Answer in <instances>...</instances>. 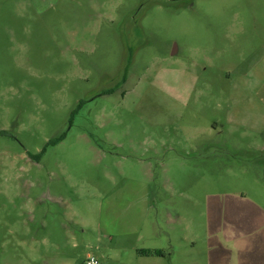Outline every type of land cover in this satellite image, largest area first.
<instances>
[{"label": "rangeland", "instance_id": "rangeland-1", "mask_svg": "<svg viewBox=\"0 0 264 264\" xmlns=\"http://www.w3.org/2000/svg\"><path fill=\"white\" fill-rule=\"evenodd\" d=\"M89 256L264 264V0H0V264Z\"/></svg>", "mask_w": 264, "mask_h": 264}, {"label": "built area", "instance_id": "built-area-1", "mask_svg": "<svg viewBox=\"0 0 264 264\" xmlns=\"http://www.w3.org/2000/svg\"><path fill=\"white\" fill-rule=\"evenodd\" d=\"M85 264H98L97 259L92 256L87 257Z\"/></svg>", "mask_w": 264, "mask_h": 264}, {"label": "trees", "instance_id": "trees-1", "mask_svg": "<svg viewBox=\"0 0 264 264\" xmlns=\"http://www.w3.org/2000/svg\"><path fill=\"white\" fill-rule=\"evenodd\" d=\"M55 141H57V140H55ZM55 141H54V142H55ZM43 151H44V150H43ZM39 157H40V156H37V157H35V158L39 159ZM149 253H150V252H143V254H149ZM154 253H155L156 255H158V252H154Z\"/></svg>", "mask_w": 264, "mask_h": 264}, {"label": "crops", "instance_id": "crops-1", "mask_svg": "<svg viewBox=\"0 0 264 264\" xmlns=\"http://www.w3.org/2000/svg\"><path fill=\"white\" fill-rule=\"evenodd\" d=\"M142 194H143V193H142ZM140 200L143 201L142 196H141Z\"/></svg>", "mask_w": 264, "mask_h": 264}]
</instances>
